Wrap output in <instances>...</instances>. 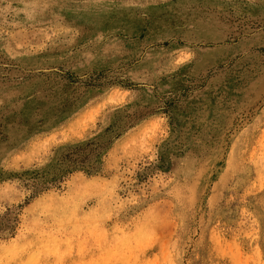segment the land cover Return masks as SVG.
Segmentation results:
<instances>
[{"label":"rangeland","instance_id":"1","mask_svg":"<svg viewBox=\"0 0 264 264\" xmlns=\"http://www.w3.org/2000/svg\"><path fill=\"white\" fill-rule=\"evenodd\" d=\"M0 264H264V0H0Z\"/></svg>","mask_w":264,"mask_h":264}]
</instances>
